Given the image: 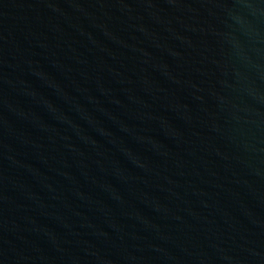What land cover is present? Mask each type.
I'll return each instance as SVG.
<instances>
[{"label": "water", "instance_id": "95a60500", "mask_svg": "<svg viewBox=\"0 0 264 264\" xmlns=\"http://www.w3.org/2000/svg\"><path fill=\"white\" fill-rule=\"evenodd\" d=\"M0 264H264V0H0Z\"/></svg>", "mask_w": 264, "mask_h": 264}]
</instances>
